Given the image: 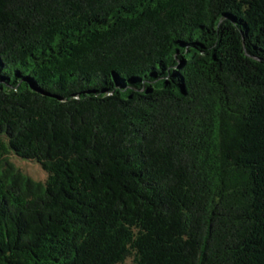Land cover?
Returning a JSON list of instances; mask_svg holds the SVG:
<instances>
[{
    "label": "trees",
    "instance_id": "16d2710c",
    "mask_svg": "<svg viewBox=\"0 0 264 264\" xmlns=\"http://www.w3.org/2000/svg\"><path fill=\"white\" fill-rule=\"evenodd\" d=\"M130 256L264 264V0H0V264Z\"/></svg>",
    "mask_w": 264,
    "mask_h": 264
},
{
    "label": "rangeland",
    "instance_id": "374dc122",
    "mask_svg": "<svg viewBox=\"0 0 264 264\" xmlns=\"http://www.w3.org/2000/svg\"><path fill=\"white\" fill-rule=\"evenodd\" d=\"M8 157L17 168L32 177L34 180L44 182L47 179L48 174L39 163L32 160L22 159L14 153H10ZM121 264H136V261L133 256H130Z\"/></svg>",
    "mask_w": 264,
    "mask_h": 264
}]
</instances>
